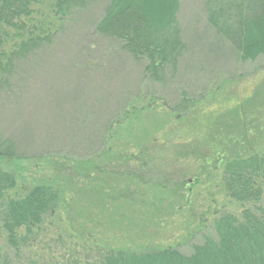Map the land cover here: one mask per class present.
Masks as SVG:
<instances>
[{
    "label": "trees",
    "instance_id": "16d2710c",
    "mask_svg": "<svg viewBox=\"0 0 264 264\" xmlns=\"http://www.w3.org/2000/svg\"><path fill=\"white\" fill-rule=\"evenodd\" d=\"M93 1L53 0L50 15L38 19L34 0H0V96L14 85L20 64L52 42L73 10ZM203 4L207 23L232 46L239 60L253 61L264 55V0H204ZM179 6V0H107L95 32L142 63L145 78L164 84L176 74L186 51L177 18ZM140 97L131 96L134 101ZM197 100L184 94L179 103L167 107V116L154 119L147 116L149 105L124 103L118 116L102 126L103 141L93 155L38 156L49 163L52 176L15 197L7 194L15 187V178L0 167V232L6 247L14 251L30 247L46 220L60 208L72 221L81 220L78 230L85 234L92 229L83 227L84 222L93 229L123 222L128 228L142 229L144 222L138 221H144L149 213L156 223L166 210L172 215L173 201L165 203L159 194L155 201L150 200L137 185L167 187L173 173L158 171L154 181L144 176L148 179L147 171L155 162L152 151L162 147L155 143L173 140L172 158L184 159L188 167L181 169L180 183L174 180L168 191H183L186 204L183 184L186 187L209 175L210 167L221 169L226 197L239 205V213H218L211 233L203 234L188 254L171 245L139 252L102 249L98 250V263L264 264V153L252 152L264 138L252 142L248 135L256 132L264 137V79L236 104L226 107L219 102L214 110L190 120L188 114ZM131 121L137 122L135 127L130 126ZM15 158L14 142L0 132V159ZM121 182H127L128 187Z\"/></svg>",
    "mask_w": 264,
    "mask_h": 264
},
{
    "label": "rangeland",
    "instance_id": "374dc122",
    "mask_svg": "<svg viewBox=\"0 0 264 264\" xmlns=\"http://www.w3.org/2000/svg\"><path fill=\"white\" fill-rule=\"evenodd\" d=\"M179 1L177 18L186 51L176 74L164 84L145 78L142 63L133 61L116 42L96 34L95 23L107 0H94L73 10L52 42L20 64L14 85L0 96V132L14 142L18 157L0 159V167L15 178V187L7 193L8 197L50 179L51 166L38 156L93 155L103 141L102 126L118 116L124 103L134 107L149 105L147 116L154 119L167 116V107L179 103L185 94L190 99L199 98L192 114H188L191 120L193 115L214 110L219 102L226 107L236 104L238 98L250 94L264 79V55L253 61L239 60L232 46L207 23L204 0ZM52 2L34 0V16L41 19L50 15ZM137 94L141 97L134 101L131 96ZM169 117L173 119L172 115ZM130 123L135 127L137 122ZM248 135L252 142L264 138L256 132ZM172 142L155 143L157 148L162 147L152 151L155 162L147 171L148 179L144 176L145 180L154 181L158 180V171L173 173L174 178L168 175L173 179L165 183L167 187L153 188L152 184L140 182L137 185L150 200L164 197L165 203L173 201L172 215L166 210L163 219L156 223L149 213L144 221H138L144 222L142 229L135 225L136 228H128L125 222L93 229L84 222L83 227L92 229L85 234L78 230L81 220L72 221L60 208L46 220L28 248H7L0 232V264H99L98 250L139 252L170 245L188 254L203 234L211 233L218 213H239L240 207L226 197L221 169L210 167L209 175L190 181L186 187L183 184L186 204L183 191H168L173 189L174 180L180 183L178 173L188 167L184 159L172 158ZM252 152L264 153V143L257 144ZM129 188L133 189L131 185Z\"/></svg>",
    "mask_w": 264,
    "mask_h": 264
}]
</instances>
